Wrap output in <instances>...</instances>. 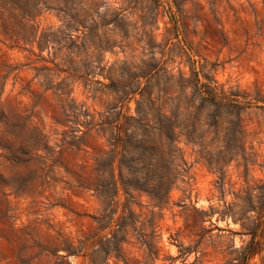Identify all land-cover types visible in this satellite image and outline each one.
I'll return each mask as SVG.
<instances>
[{
    "label": "rangeland",
    "instance_id": "rangeland-1",
    "mask_svg": "<svg viewBox=\"0 0 264 264\" xmlns=\"http://www.w3.org/2000/svg\"><path fill=\"white\" fill-rule=\"evenodd\" d=\"M0 264H264V0H0Z\"/></svg>",
    "mask_w": 264,
    "mask_h": 264
},
{
    "label": "trees",
    "instance_id": "trees-1",
    "mask_svg": "<svg viewBox=\"0 0 264 264\" xmlns=\"http://www.w3.org/2000/svg\"><path fill=\"white\" fill-rule=\"evenodd\" d=\"M161 127L164 129V126L163 124L161 123ZM163 183L160 184L159 188L161 189V187H163ZM169 192H170V189L168 190H165L163 192V194H160V190H155V189H152V190H146V193L148 194V196L153 200L155 201L156 204H162V202L164 201L165 198H167L169 196ZM255 251L253 250L252 253H254Z\"/></svg>",
    "mask_w": 264,
    "mask_h": 264
}]
</instances>
